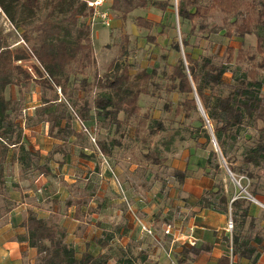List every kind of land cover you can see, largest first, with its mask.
I'll use <instances>...</instances> for the list:
<instances>
[{"label": "trees", "instance_id": "16d2710c", "mask_svg": "<svg viewBox=\"0 0 264 264\" xmlns=\"http://www.w3.org/2000/svg\"><path fill=\"white\" fill-rule=\"evenodd\" d=\"M26 1L0 0V11L15 28L21 30L25 42L14 48L0 46V191L5 185L4 163L12 145L19 146L17 161L23 170L32 168L37 175H51L48 165H29L30 153L21 142L18 121L21 102L7 95L11 87L22 88L31 82H36L42 91L52 93L49 97L41 95L42 104L34 108V114L39 121L48 123L49 136L62 141L53 152L62 153L65 157L63 145L71 136L89 135L87 123L92 122L93 112L97 122L113 125L115 131L132 126L133 138L147 146L143 158L154 166L160 165L164 158L157 148H149L148 143L159 131L165 130V124L149 112H142L138 104L140 95L146 93L145 85L151 81L152 73L141 69L132 75L128 64L117 57L110 61L103 74L96 73L92 82L86 77L79 81L77 87L84 94L94 87L99 89L91 101L76 98L73 92L77 88L71 86L72 77L84 75L86 69L95 63L89 22L92 8L87 5V0H46L44 16L27 24ZM147 7L162 12L174 8L180 27L189 25L188 31L181 30L180 40L175 39L171 44L176 52L184 50V58L179 57L169 66L165 89L167 93L177 92L184 96L175 105L176 115L190 118L192 113L195 114L190 137L199 148L208 151L206 164L212 168L213 178L222 172L219 154L232 174L256 178L250 167L259 169L264 165V0H110V9L121 20H126L134 10ZM215 12L222 15L221 24L209 23ZM134 24L148 31L162 27L161 22L143 16H137ZM222 31L228 39L255 35V49L226 45L222 58L217 53H200L193 57L189 51L193 46L190 36L208 37ZM123 37L121 56L127 54L128 40L127 36ZM147 39L155 41L154 37ZM22 61L30 62L36 78L24 68ZM227 73L231 74L228 80L225 78ZM194 94L205 117L198 110ZM170 106L169 102L165 104L166 109ZM121 113L123 117L120 119ZM74 116L82 125L81 131H76ZM249 130L253 131L252 136L248 135ZM241 140L251 144L245 145L240 164L236 165L232 149ZM95 144L99 153L111 157L113 148L120 146L121 142L118 138L110 141L100 138L95 139ZM173 176L182 185L186 178L185 170H175ZM255 187L246 188L253 197L256 195ZM241 195L231 201L223 184L214 182L197 198L194 206L230 213L233 228L224 240L230 245L231 254L256 262L257 254L251 240H264V231L253 235L244 232L251 201ZM253 222L251 218L248 224L250 231ZM21 226L24 233L16 235L15 239L36 250L33 264H108L116 258V251L120 254L114 261L116 264H158L150 262L145 251L133 255L124 249L108 247L110 235L106 232L94 239V251L87 249L78 253L73 245L65 242L63 228L37 217L32 210H27ZM211 247L208 243L185 244L173 253L175 263L169 264H190L198 256L209 254ZM215 264H230L228 254L221 255Z\"/></svg>", "mask_w": 264, "mask_h": 264}, {"label": "rangeland", "instance_id": "374dc122", "mask_svg": "<svg viewBox=\"0 0 264 264\" xmlns=\"http://www.w3.org/2000/svg\"><path fill=\"white\" fill-rule=\"evenodd\" d=\"M30 1L33 2L28 3L26 1L28 3V10L26 11V19L28 18L27 24L28 22L39 21L47 10L46 0ZM31 10L34 11V13ZM104 10H108L110 13L109 24L106 25V23H102L99 19L93 21L96 22L93 26L91 24L92 29L90 36L93 44L95 63L93 66L86 69L84 75L77 74L72 77L71 86L77 88L73 92V95L76 98L85 99L90 102L93 96L99 92V89L94 87L92 90H89L87 94H84V92L77 87L79 81L83 77H86L89 82H92L94 75L96 73L98 75L103 74L110 61L117 57L119 61H125L128 64L130 74L132 75L141 69H146L148 72L152 73L151 81L145 85L146 93L140 95L138 104L142 112H149L153 118L161 119L165 124V130L159 131L148 143L149 148H157L160 156L164 159L160 165L154 166L143 158V153L147 151V146H142L141 142L133 138L132 126L122 127L121 130L115 131L113 125L108 126L105 123L102 124L97 121L95 124L94 122H88V128L94 133V140L103 138L106 141H110L112 138H118L121 142L120 146H115L113 148V154L110 158L99 154L101 167H99V165L95 167L96 172L93 178L96 183L94 189L95 207L92 210L95 211L97 223L103 224V222H108L111 224V228L115 230L119 224L125 222V215L130 218V215L126 214L125 210V208H127V211L129 210V206H127L125 202L126 196L130 200L135 199L136 207H134V209L136 213L140 215V219L144 216V219L149 220L146 224L142 222V225L149 227L151 233L142 230L140 223L136 221L140 225L141 231V235L138 237L139 240L136 239L137 242L143 243V248H147L148 253H150V249H153L152 256H154V259L151 258V260H149V258L148 260L152 263H156L155 260L157 258L160 264L175 263V259L173 258L174 250L169 254L167 253L170 247L172 249L174 248V246L171 245L172 243L168 245V240L163 239V235L162 237L156 235L152 229L155 227L161 229L162 224L166 222L170 223V225H166L165 229L169 227L172 234L171 229L174 227L173 224L179 223L178 221H183L181 225L183 231V229H185L186 220L195 209L194 202L197 197L196 195L201 191L204 193L209 190L214 182H221V184H223L228 197L246 194L241 192L238 184L230 176L225 166L226 163L220 154L218 160L221 164L222 172L217 178H213L212 168L206 164L208 151L199 148L190 137V129L195 123V114L192 113L190 118L176 115L174 112L175 105L177 102L182 101L184 96L177 92L167 93L165 89L168 82L166 74L169 70V66L174 64L179 57L184 58V50L182 49L180 52H176L172 49L171 44L175 39L180 40L181 30L188 31L189 25L180 27L179 19L176 16L174 8H168L165 12L153 7L136 9L128 14L126 20H121L112 12L110 9V0L107 1ZM137 16H143L161 22L162 27L153 28L149 31L139 29L134 24V20ZM221 16L220 13L215 12L214 15L209 18V23L221 24ZM222 33L223 31L208 37L200 35L190 36V42L193 46L192 48L190 47L189 51L192 53L193 57H196L200 53H217L219 58H222L226 45H231L236 48L243 47L255 49V35L245 36L243 39L236 37L228 39L224 37ZM124 35L127 36L128 40L126 44L127 54L121 56V45L124 43ZM149 36L154 37L155 41H149L147 39ZM21 44H25L21 37V30L15 28L4 13L0 11V46L8 45L10 48H14ZM34 62L37 64L36 60H34ZM21 64L31 76L34 78L37 77L36 71L31 67L29 61H22ZM230 76L231 74L227 73L225 78L228 80ZM24 88L27 89V95H24V93L18 94L16 91H14V94L18 97L24 95L27 103H39L40 92L45 94V96H51L52 94L47 90L42 91L41 87L36 82H31ZM59 92L60 90L58 89V95L60 94ZM168 102L171 106L169 109H166L165 104ZM122 117L123 114L121 113L119 118L121 119ZM73 121L76 128L81 131V124L77 122L75 116ZM122 132L124 134H121ZM252 134L253 131L249 130L248 135L252 136ZM90 142L92 144L95 143V141L92 140ZM248 144L251 143H245L244 140H241L235 145V148L232 149L235 158L234 164H240L241 152L244 150L245 145ZM102 166L106 168V172H110L109 177L113 181L112 185H114V189H116L115 191L110 190V195L106 196L112 199H122L125 202L121 201L111 204V211L108 212L107 210V216L105 218L103 217V213L105 212L104 208H108V199L104 197V189H108L109 186L108 181H105L106 183L102 182L106 174ZM99 168L102 170H99ZM175 170H185L187 179L185 185H180L177 182L173 176ZM250 170L256 177L260 175L263 176V179L260 180L262 183L259 181L256 188L260 191V199L264 201V165L259 169L250 167ZM83 171L85 172L86 170ZM78 174L80 173L78 172ZM233 175L240 185L245 188L246 192L247 187L248 189H252L256 186L257 178L247 179L244 175ZM82 176L86 177L87 173L80 174L79 177L81 180L85 178H82ZM97 180L99 181L96 182ZM120 183L122 185L124 184L122 188L123 192L119 189ZM84 196H86L85 193ZM84 199L87 200L86 197ZM84 199L82 200L84 201ZM112 210L113 214L109 215ZM3 220L5 219L3 218ZM150 220H153L155 227L153 223L150 227ZM228 220L229 215H226L223 227L225 232L230 235V231L227 228ZM114 238V242L119 244L118 232H115ZM117 247L116 245L114 249L117 250ZM127 251L131 252L133 255L139 253L135 248H129ZM119 255V252L116 251L115 257L117 258ZM115 259L111 264H116L114 262ZM194 264H208V262L196 261Z\"/></svg>", "mask_w": 264, "mask_h": 264}, {"label": "crops", "instance_id": "0c3cea01", "mask_svg": "<svg viewBox=\"0 0 264 264\" xmlns=\"http://www.w3.org/2000/svg\"><path fill=\"white\" fill-rule=\"evenodd\" d=\"M25 89L24 87L17 88L13 86L7 91V95L16 100L20 99L22 104L21 114L18 116L21 126V142L25 150L30 153L29 165H48L51 175H37L33 173L32 168L23 170L22 165L17 161L19 146H10L4 163L5 185L0 191V213L2 215L0 218V221L2 219L0 222V264H33L35 262L36 250L28 247L26 242H19L15 239L16 235L24 233L21 222L26 217L27 210H32L37 217L63 228L65 231V242L73 245L78 253L87 249L94 251L96 249L94 239L106 232L110 235L108 247L114 249L117 245L120 250L135 248L139 252L145 251L148 259L150 258L149 260L151 258L154 259V256H152L153 249H150V253H148L147 248H143L144 244L137 242L139 240L138 237L141 235L140 225L146 224L149 220L144 219L143 215L140 219V215L134 209L136 207L135 199L130 200L126 196L125 202L129 206V210L127 211V208L125 210L126 214L130 215V218L125 215V222L119 224L115 230L111 228V224L108 222L99 224L96 221L95 211L92 210L95 207L94 189L96 185L93 178L96 172V165L101 167L99 161V154L101 153L97 152L96 144L90 142L91 136H94L92 130H90L89 135L81 137L71 136L67 143L63 145L64 152H66L65 157L62 153L53 152L54 148L62 144V141L48 135V123L39 121L33 111L35 107L42 104V92H40L39 103L32 104L27 103L25 99L24 95H27V89ZM14 91L18 94L24 93V95L18 97L14 94ZM91 115L92 122L95 124L96 120L93 112ZM76 131H79V129L76 128ZM102 169L106 172V168L103 167ZM102 169L99 168V170ZM83 170L86 171L84 172ZM78 172L80 174L87 173V176H82V178H85L81 180ZM109 173L106 172L102 181L103 183L108 181L109 186L108 189H104V197L108 199V208H104V218L107 216V210L108 212L111 211V204L124 202L122 199H112L106 196L110 195V190H116L114 185H112L113 181L109 177ZM256 178L257 187L263 176L260 175ZM186 182L187 179L185 178L183 184L185 185ZM123 186L124 184L120 183L119 189L122 192ZM84 193L86 196H84ZM201 194L202 191L196 195L197 197L195 196V201ZM250 196L252 199L248 198L251 204L244 232L247 231L253 235L256 232L264 231V201L260 199L261 194L257 188L255 197ZM85 197L87 200L84 199ZM229 198L232 199L233 197ZM66 202H70V205L67 206ZM112 214L113 210L109 215ZM226 215L230 217V213L224 214L209 208L200 209L195 207L186 220L183 231L181 228L183 221L173 224L174 227L171 229L172 236L164 232L165 226L170 225V223H163L161 229H159L154 226L153 220H150V227L153 223L155 228L152 230L154 233L160 237L163 235V239L168 240V245L172 243L174 252H178L185 244H211L212 247L209 254L198 256L190 264H194L196 261L215 264L216 260L224 254H228L230 264H264V240H251V245L256 250L255 254H257L256 262H252V259L246 257H237L231 254V247L224 240L226 236H230L223 227ZM251 218L254 219L252 231L248 229ZM115 232H118L119 244L114 242ZM105 250L106 248L101 249V251ZM113 260L111 259L108 264H111ZM155 261L160 264L159 259L156 258Z\"/></svg>", "mask_w": 264, "mask_h": 264}, {"label": "built area", "instance_id": "2783aa9c", "mask_svg": "<svg viewBox=\"0 0 264 264\" xmlns=\"http://www.w3.org/2000/svg\"><path fill=\"white\" fill-rule=\"evenodd\" d=\"M107 1L108 0H87V5L92 8V15H91V21H90L91 22L90 24H92V26L96 23V22H93L95 19H99L102 23H104V24L106 23V25L109 24L110 13L108 10H104V7H105ZM84 129L86 130L85 127H84ZM91 140L95 141L93 136H91ZM236 197H233V198H236ZM141 228H142V230L146 231L147 233H151L150 228L145 227L142 224H141ZM227 228L230 232L232 231L233 224H232L230 217L228 220ZM164 232H165V234L171 235L169 227L166 228L164 230ZM190 244H192V243H190ZM172 250L173 249L170 247L167 253L169 254Z\"/></svg>", "mask_w": 264, "mask_h": 264}, {"label": "water", "instance_id": "95a60500", "mask_svg": "<svg viewBox=\"0 0 264 264\" xmlns=\"http://www.w3.org/2000/svg\"><path fill=\"white\" fill-rule=\"evenodd\" d=\"M194 99H195V101H196V104H197L198 110H199L200 113L205 117L204 112H203V109H202V106H201L200 101H199V99H198V97H197L196 94H194ZM212 143H213V145H214V147H215V150L217 151V148H216V142H215L214 138H212ZM225 166L227 167L226 164H225ZM227 170H228L230 176L235 180V182H236V183L238 184V186L240 187L241 192H244V193L246 194L245 196H246L247 198L252 199V197L248 194V192H246L245 188L242 187V186L240 185V183L236 180V178H235L234 175L231 173V171L228 169V167H227ZM233 199H234V198H232L231 201H232Z\"/></svg>", "mask_w": 264, "mask_h": 264}, {"label": "bare ground", "instance_id": "6f19581e", "mask_svg": "<svg viewBox=\"0 0 264 264\" xmlns=\"http://www.w3.org/2000/svg\"><path fill=\"white\" fill-rule=\"evenodd\" d=\"M240 181V180H239ZM242 196V195H241Z\"/></svg>", "mask_w": 264, "mask_h": 264}]
</instances>
